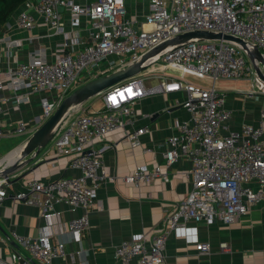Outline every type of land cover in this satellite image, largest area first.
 Returning a JSON list of instances; mask_svg holds the SVG:
<instances>
[{
  "label": "built area",
  "instance_id": "built-area-1",
  "mask_svg": "<svg viewBox=\"0 0 264 264\" xmlns=\"http://www.w3.org/2000/svg\"><path fill=\"white\" fill-rule=\"evenodd\" d=\"M28 3L18 12L19 28L43 26L51 37L62 34L63 8L69 11L74 25L82 15L88 16L89 40L72 51L66 50L67 42L52 53L40 46L32 50L28 60L0 69V136L4 135L2 80L17 105L29 102L33 93L53 92L52 98L40 99L44 121L78 86L139 60L181 33L209 30L229 34L251 47L257 46L264 54V0H149L141 25L130 16L126 0H91L85 5L77 0ZM0 42H4L3 37ZM20 43V39L6 40L7 47ZM144 64L140 73L104 91L99 109L79 112L80 106L62 120L46 145L47 152L68 156L70 166L79 174L49 181L34 177L25 188L12 192L14 199L39 207L41 216L56 228H45L36 236L14 231L21 249L11 251L8 258L0 257V264H65L67 243L80 242L89 228L90 213L97 207L102 209L97 203V191L109 176L104 169L106 146H95V142L121 130L132 148L140 145L149 126L135 127V105L153 92L185 91L183 106L190 118L178 123V131L166 139L165 166L137 165L123 178L136 187L157 178L168 181L170 166L180 158H188L192 168L186 176L192 188L165 217L160 230L133 234L116 245L113 264H167L166 248L172 234L189 236L191 225L201 222L232 224L247 215L251 207L264 202V125L262 121L244 122L235 128L231 122L234 110L228 105L225 90L217 86L220 79L256 76L246 50L224 39H194L176 48H164ZM151 78L160 82L147 86ZM243 93L253 98L264 91L257 80ZM261 117L264 119V110ZM25 126L20 121L13 132L23 133ZM8 182V178L0 177V207L7 197ZM57 204L82 212L70 217L65 227ZM196 249L200 254L213 251L209 241L201 240L196 241ZM219 250L227 252L231 247L221 241ZM75 262L72 253L68 264Z\"/></svg>",
  "mask_w": 264,
  "mask_h": 264
},
{
  "label": "crops",
  "instance_id": "crops-1",
  "mask_svg": "<svg viewBox=\"0 0 264 264\" xmlns=\"http://www.w3.org/2000/svg\"><path fill=\"white\" fill-rule=\"evenodd\" d=\"M37 2L38 0H29ZM83 5L91 0H77ZM130 16L141 25L149 10V0H126ZM28 0L24 2L9 18L0 32L4 42H0V69L13 67L28 60L34 48L47 47L49 53L67 42V51L78 50L89 40L88 16L82 15L79 23L74 25L70 13L63 9L65 32L53 37L49 36L47 27L37 26L32 30L19 28L17 16L20 9L27 8ZM30 37H33L29 41ZM7 39H20L21 43L7 47ZM257 77L250 74L244 78L220 79L217 86L225 90L228 105L234 110L232 124L240 128L244 122H261L264 119V94L247 97L243 92L256 84ZM200 82L198 79H192ZM160 82L151 78L147 86ZM3 83L2 123L4 135L0 136V167L10 164L6 159L17 158V149L39 128L41 117V97L52 98L53 92L33 93L29 102L15 104L12 92ZM99 96V95H98ZM185 91L153 92L144 96L135 105V127L148 125L149 130L141 136V144L132 148L124 140L121 130L108 134L105 140L96 141L95 146H106L103 159L104 169L109 175L97 191V203L102 209L95 208L89 215L90 225L83 233L80 242L67 243L68 264L73 253L75 264H113L116 245L133 234L142 231H158L162 228L164 219L184 199L192 188V181L186 176L192 168L188 158H180L169 168L170 180L161 178L136 187L125 181L124 176L132 173L137 165L154 167L156 164L165 166L164 143L166 139L178 131L177 125L182 120L190 118L189 111L183 106L186 99ZM97 97V96H96ZM95 98V97H94ZM90 99L82 108L92 111ZM103 104V97H102ZM102 106V105H101ZM100 106V107H101ZM99 107V108H100ZM26 123L23 133H14L18 122ZM107 145H109L107 147ZM111 145V146H110ZM147 148L152 149L147 150ZM15 151V152H14ZM45 146L32 161L9 175L7 197L0 207V257L8 258L13 250L21 249L15 241L13 232L30 236L38 235L43 229L54 230L56 226L41 216L39 207L26 204L12 197V192L25 188L32 178L49 181L60 176L78 175V169L70 166L68 156H58L47 152ZM60 221L67 227L70 217L81 214L82 210L72 211L65 204H57ZM191 235L172 234L167 242V264H264V202H259L247 215L232 224L221 221L201 222L192 224ZM66 238V235H57ZM209 241L212 246L210 254H200L196 249V241ZM227 241L230 251L219 250V243ZM84 251V252H83ZM60 262V260H56Z\"/></svg>",
  "mask_w": 264,
  "mask_h": 264
},
{
  "label": "water",
  "instance_id": "water-1",
  "mask_svg": "<svg viewBox=\"0 0 264 264\" xmlns=\"http://www.w3.org/2000/svg\"><path fill=\"white\" fill-rule=\"evenodd\" d=\"M194 39H224L242 46L244 50H246L248 57L254 66L257 80L260 82L261 89L264 91V54L257 46L251 47L243 39L229 34H223L221 32L193 30L181 33L158 45L148 53L144 54L139 60L130 62L124 67H120L110 73L89 80L72 90L60 101L53 114L44 120L39 128L20 146L19 149H17L19 151L17 158L14 159V161L11 160L13 153L6 158L9 159L8 162L10 164L0 167V177H6L9 179V175L12 172L32 161V159L52 140L60 123L72 110L84 105L90 99L102 94L108 88L140 73L146 66L144 62L162 49L167 47L176 48ZM2 163L3 162H1L0 165H2Z\"/></svg>",
  "mask_w": 264,
  "mask_h": 264
},
{
  "label": "trees",
  "instance_id": "trees-1",
  "mask_svg": "<svg viewBox=\"0 0 264 264\" xmlns=\"http://www.w3.org/2000/svg\"><path fill=\"white\" fill-rule=\"evenodd\" d=\"M27 0H0V32L10 16Z\"/></svg>",
  "mask_w": 264,
  "mask_h": 264
},
{
  "label": "rangeland",
  "instance_id": "rangeland-1",
  "mask_svg": "<svg viewBox=\"0 0 264 264\" xmlns=\"http://www.w3.org/2000/svg\"><path fill=\"white\" fill-rule=\"evenodd\" d=\"M102 97H103L102 94H100L97 97L95 96V98H94V100L92 101V104H91L92 109H95V110L99 109V107L102 105ZM86 109L87 108H85V109L81 108V110L79 112H86Z\"/></svg>",
  "mask_w": 264,
  "mask_h": 264
},
{
  "label": "bare ground",
  "instance_id": "bare-ground-1",
  "mask_svg": "<svg viewBox=\"0 0 264 264\" xmlns=\"http://www.w3.org/2000/svg\"><path fill=\"white\" fill-rule=\"evenodd\" d=\"M18 152H19V151L17 150V151H16V155L18 154ZM5 178H6V177H5Z\"/></svg>",
  "mask_w": 264,
  "mask_h": 264
}]
</instances>
